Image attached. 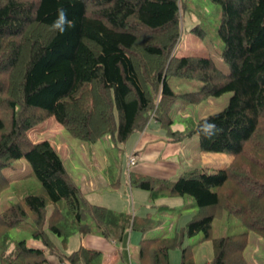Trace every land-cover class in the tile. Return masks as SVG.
I'll list each match as a JSON object with an SVG mask.
<instances>
[{"label": "trees", "instance_id": "1", "mask_svg": "<svg viewBox=\"0 0 264 264\" xmlns=\"http://www.w3.org/2000/svg\"><path fill=\"white\" fill-rule=\"evenodd\" d=\"M210 1L219 5L216 34L226 73L209 56L172 53L181 0H0V191L10 186L17 196L0 211V264H47V254L93 264L98 251L79 246L60 253L54 239L64 244L94 231L119 241L128 229L144 233L169 211L180 212L156 206L154 215L136 216L89 202L49 141L28 136L49 117L80 141L108 136L114 144L153 119L169 141L196 135L200 152L230 156L224 167H192L176 178L128 171V185L149 199L189 197L183 209L194 208L170 236L141 237L137 261L169 264L168 252L179 248L180 263H190L193 246L209 240L210 264H249L243 253L248 233L264 243V0ZM61 3L75 25L63 35L48 30ZM191 30L202 37L197 25ZM172 77L199 84L175 92ZM225 92L231 95L220 111L170 129L176 99L197 104ZM205 120L221 129L210 139L200 130ZM20 158L35 184L18 189L2 169ZM224 216L243 230L215 236L213 222ZM11 229L44 249L27 246L24 238L11 241ZM197 234L182 245L184 236Z\"/></svg>", "mask_w": 264, "mask_h": 264}, {"label": "rangeland", "instance_id": "2", "mask_svg": "<svg viewBox=\"0 0 264 264\" xmlns=\"http://www.w3.org/2000/svg\"><path fill=\"white\" fill-rule=\"evenodd\" d=\"M181 1L182 4H180V6L182 5V8L179 13L178 21L179 38L173 46L172 53L176 56H209L216 67L223 73H226L227 66L219 56L222 44L216 34V28L219 21V5L212 3L210 0ZM196 25L202 30V37L197 36V33L191 30ZM198 84L199 82L193 80L187 81L178 77L171 78V87L175 92L195 90ZM230 95L231 92H225L218 97H209L197 104L187 103L181 98L176 99L170 110V117L173 121L170 125V129L181 130L185 128L189 121H195L198 118L220 111L226 105ZM157 129L162 134V137H164V131L159 126H157ZM28 136L33 142L40 140L49 141V143L57 150V153L62 159L71 178L79 187H81L82 191H86V199H93L94 193H96V196L104 195L112 205H109L111 206L109 208L118 210L117 208H119V206L124 205V203L127 202L126 206L129 207V210L127 209V211L131 212L129 203L130 190H135V192L142 193V195L146 197L144 200L150 206L149 208L151 209L149 212L153 215L156 212V206H168L165 202H169L172 206L174 205L176 209L179 208L180 212H175L173 214L175 216L174 218L170 214L165 215L162 220V226H164L167 223H172V221V224L174 225L176 219L178 224L177 227L175 226V230L183 223V216L192 215L194 212V208L183 209L182 207L187 201H192L189 197H158L151 200L149 199L148 192L128 185V169L135 163L127 166V157L132 151H134H130V147L133 144L136 134L131 135L123 143L114 144L108 136H103L96 142H84L71 136L52 117H49L38 126L31 128L28 131ZM196 144V135L189 136L178 142L168 141L166 145L167 148L163 151V156H168L165 158L168 160L172 158L173 161L182 165L183 170L188 169V165L185 164L200 167L202 163L199 153L196 150L197 148L195 147ZM183 145L184 147L181 148ZM137 159H139V156ZM230 159L231 157L223 153H211L209 154L206 166L218 163L223 166L227 161H230ZM209 169L215 170L211 167ZM182 171L179 170L173 178H176ZM2 174L12 182L17 183L15 186H17L18 189L24 185L35 184V178L31 174L30 166L23 158L13 161L9 167L2 169ZM116 180H118V182H115V185H110V182ZM89 182L94 183L96 191L93 192L88 190L87 185ZM16 198L17 196L10 186L0 191V211L14 202ZM134 198L138 197L134 196ZM99 202L100 203L97 204H102L104 201ZM181 214L182 216L179 218V221L177 220V217ZM87 221H89V219H87ZM213 230L214 235L218 236L241 232L243 228L237 219H234L232 216L229 218H225L224 216L221 219H215L213 222ZM162 234L165 236L170 235L167 233ZM7 235L11 241L21 238H24L26 241V239L29 238L28 233L18 231L17 229L9 230ZM199 237L200 234H197L193 237L186 238V241L191 243ZM255 246L260 247L258 252H256ZM173 251H176V249ZM209 251L210 250L206 247V250L201 251V254H205L206 252L209 254ZM263 251L264 243L262 240L255 234L249 232L247 235V244L243 250L249 263L252 260L253 255L256 257H264Z\"/></svg>", "mask_w": 264, "mask_h": 264}, {"label": "crops", "instance_id": "3", "mask_svg": "<svg viewBox=\"0 0 264 264\" xmlns=\"http://www.w3.org/2000/svg\"><path fill=\"white\" fill-rule=\"evenodd\" d=\"M157 126L158 125L154 120H149V122L143 128V130H141L138 133H135L136 137L133 141L132 146L130 147V151L131 150L136 151L139 156V159H137L135 164L132 167H130L128 171L143 174V175H148L151 177L163 178V179L173 178L175 177L176 173L179 170L180 171L183 170V167L182 165L178 164L176 161H173L172 158L168 160V159H165L168 156H163V153H164L163 151L166 150L167 148L166 145L169 140L167 139L165 134H164V137H162V134L157 129ZM183 147L184 145L181 148ZM195 147L197 148V144ZM196 150L199 153V157L202 163L200 167H206V168L211 167V168L216 169V168L224 167L229 162L227 161L223 166H221L222 164H219V163L206 166V163L209 158V154L211 153H202L199 151L198 148ZM185 165H188V168L199 167V166H190L189 164H185ZM110 185H112L111 182H110ZM79 188L82 191L81 187ZM87 188L89 191H93V192L96 191L94 187V183L92 182L88 183ZM82 193L85 195L86 191L83 190ZM134 196L138 198H134ZM144 198L146 197L142 195V193L135 192V190L134 191L130 190V202L129 203L131 207V212L127 211V209L129 210V207L126 206L127 202H125L124 205L119 206V208L116 207L118 210H115V211H121V212L126 211L127 213H130L136 216H143L144 214L149 212V210L151 209L149 208L150 206L144 200ZM87 200L95 204L100 203L99 201H104L102 203L103 206H106L108 208L112 206L110 204V201L104 195L96 196V193H94L93 199L87 198ZM165 203L168 206H163V207L169 208V206H172L171 204H169V202H165ZM102 204H99V205H102ZM172 208L176 209L174 205L170 209ZM111 209L114 210V208H111ZM174 213L175 211L174 212L169 211L166 215L171 214L172 217L174 218L175 217L173 215ZM181 216L182 214L177 217V220H179ZM190 216L191 215L183 216V223ZM172 223H167L165 224L166 226L165 225L162 226V223H161L158 227L148 230L144 233H141L138 230L128 229L123 232V235L119 241L104 238L99 233L92 231V232L85 233L82 235H77V234L71 235L70 237L67 238L66 243L64 244H61L59 242V239L57 238L54 239V242L57 245V249L59 250L58 252L64 253V254H68L69 252L75 250L79 246H82L86 249L98 251L99 256L97 260L94 261L93 264H138V261H137L138 246H139V240L141 239V237L165 236L162 233L170 234L171 232H172L171 234H173V232L175 231V228L177 227L178 221H176L175 219L174 225ZM182 224H180L179 227ZM186 238L188 237L184 236L182 239L183 246L186 244H190L188 241H186ZM193 242H195V240ZM25 243L27 246H30V247L44 249L40 241L31 239L30 237L26 239ZM206 247L207 249L210 250L209 254H207V252L205 254H201V251L206 250ZM255 247H256L255 248L256 252H258L260 247H257V246ZM175 249L176 251H173L174 249H172L168 252L167 259H168L169 264H181L180 257H179L180 250L179 248H175ZM191 254H192L191 262L185 263V264H210L211 254H212L210 241L204 240V241H201L195 244L192 248ZM46 261H47V264H71L66 259L61 260L54 254H47ZM247 262L249 263L248 260ZM250 263L251 264H264V257H256L255 255H253ZM75 264H85V263L78 261Z\"/></svg>", "mask_w": 264, "mask_h": 264}, {"label": "clouds", "instance_id": "4", "mask_svg": "<svg viewBox=\"0 0 264 264\" xmlns=\"http://www.w3.org/2000/svg\"><path fill=\"white\" fill-rule=\"evenodd\" d=\"M74 26V22L68 19V9L65 8L62 3L59 4L56 9V17L52 23L48 25V30L52 33L63 35L69 28ZM200 130L209 139L221 131L215 123L208 120H205L200 125Z\"/></svg>", "mask_w": 264, "mask_h": 264}, {"label": "built area", "instance_id": "5", "mask_svg": "<svg viewBox=\"0 0 264 264\" xmlns=\"http://www.w3.org/2000/svg\"><path fill=\"white\" fill-rule=\"evenodd\" d=\"M138 155L136 152L132 151L127 157V166L133 165L137 161Z\"/></svg>", "mask_w": 264, "mask_h": 264}]
</instances>
